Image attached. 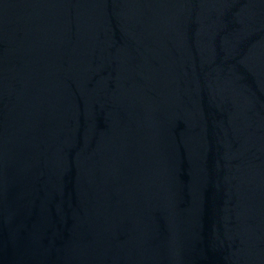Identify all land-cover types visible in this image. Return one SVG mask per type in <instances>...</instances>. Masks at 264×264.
I'll return each instance as SVG.
<instances>
[{
    "label": "water",
    "instance_id": "obj_1",
    "mask_svg": "<svg viewBox=\"0 0 264 264\" xmlns=\"http://www.w3.org/2000/svg\"><path fill=\"white\" fill-rule=\"evenodd\" d=\"M0 264H264V0H0Z\"/></svg>",
    "mask_w": 264,
    "mask_h": 264
}]
</instances>
